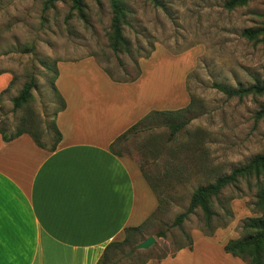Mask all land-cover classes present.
I'll use <instances>...</instances> for the list:
<instances>
[{"label": "rangeland", "instance_id": "rangeland-1", "mask_svg": "<svg viewBox=\"0 0 264 264\" xmlns=\"http://www.w3.org/2000/svg\"><path fill=\"white\" fill-rule=\"evenodd\" d=\"M120 1L125 9L124 45L113 51L109 0H82L80 11L72 9L70 0H56L47 8L44 0H0V72L13 77L0 98V126L8 133L20 127L36 130L50 144L60 106L53 88L59 62L75 61L71 70L91 73L95 80L96 71H108L112 81L123 83L135 81L144 70L156 85L152 89L158 105L180 101L176 94L183 88L189 110L179 116H153L117 148L137 164L160 208L149 212L146 219H151L134 238L140 243L152 236L154 244L134 253L133 246H123L113 260L157 264L187 248L189 236L187 249L193 248L194 256L188 264H234L237 259L250 264V258L226 253L224 245L243 238L245 218L257 216L253 177L237 179L211 199L209 222L199 208L180 226L174 221L186 211L197 187L264 152V116L256 115L264 107V95L228 98L213 88L264 83V38L247 40L241 34L264 25V0H249L231 10L223 6L228 0H158V7L148 0ZM82 60L88 62L78 64ZM31 79L30 100L14 110L11 100ZM177 122L185 125L170 137L167 124ZM151 202V196L145 199L146 211ZM202 237L215 247L223 244L221 252L213 248L212 258L206 259Z\"/></svg>", "mask_w": 264, "mask_h": 264}, {"label": "crops", "instance_id": "crops-1", "mask_svg": "<svg viewBox=\"0 0 264 264\" xmlns=\"http://www.w3.org/2000/svg\"><path fill=\"white\" fill-rule=\"evenodd\" d=\"M74 64L57 65L55 87L64 108L55 116L61 139L54 151L27 134L10 141L0 135V264H96L108 243L122 240L126 227L140 225L158 206L137 164L114 155L110 144L151 111L186 107L188 95L182 88L180 101L158 105L144 70L123 83L101 70L95 80L71 70ZM12 79L0 72V97ZM199 241L205 242L206 259L213 248L221 252L223 244ZM192 249L157 264H188Z\"/></svg>", "mask_w": 264, "mask_h": 264}, {"label": "trees", "instance_id": "trees-1", "mask_svg": "<svg viewBox=\"0 0 264 264\" xmlns=\"http://www.w3.org/2000/svg\"><path fill=\"white\" fill-rule=\"evenodd\" d=\"M54 1L56 0H44V7H50L53 5ZM72 9L80 11L82 8V0H70ZM150 1L153 6L158 7L159 2L158 0H148ZM249 0H228L224 3V8L227 10H231L242 5H245ZM110 8H111V25H110V35H109V42L110 47L113 51H118L119 47L124 45V38L122 37V25L125 21V9L120 0H109ZM242 36L247 40H254L255 38L261 36L264 38V25L257 28H248L242 31ZM56 70V68H55ZM108 73V71H105ZM57 77V70L54 74V82ZM134 81V80H131ZM116 82V81H115ZM120 82V81H117ZM12 82L9 84L8 88L11 86ZM6 90L3 91L5 93ZM54 91L56 92L59 100L60 106L56 110L55 115L64 108V101L62 97L56 90L55 85L53 84ZM213 88L224 94L228 98L236 97V98H243L245 96H262L264 95V83H254L252 85L246 87H236L230 88L227 86L213 84ZM33 89V81L32 79L25 83L20 90V92L11 100L13 109L16 110L23 105H25L31 98V90ZM2 93V94H3ZM1 98V97H0ZM189 104L181 109L177 110H165V111H151L147 115H145L142 119L128 128L124 133L119 135L111 144H110V151L117 156H121L117 148L119 144L124 141L129 135H135L139 132V128L146 123V121L153 116L156 115H170V116H179L182 115L184 112L189 110ZM257 117L264 116V107L257 112ZM184 122H177V123H168L167 127L170 131L169 136L173 137L180 129L184 127ZM53 128V138L50 140V144L47 145L45 142L42 141L40 138V134L36 130H26L22 127L18 128L17 130L8 133L2 126H0V135L3 141H10L22 134L29 135L33 142L40 148L45 149L47 151H54L58 142L61 139V135L59 130L55 125V117L52 124ZM243 177H253L256 181V201L254 203V212L256 214L255 217H247L244 220L242 225V230L245 233L243 238H239L236 240L228 241L224 245V251L226 253L231 254L232 256L247 259L250 258V264H262L261 261V254L264 250V152L261 154L256 155L251 160H249L245 165L237 167L233 169L228 175H224L218 179H216L213 183L202 185L197 187L189 200L188 207L185 212L180 213L177 215L174 221L175 226H180L183 220L191 214L194 209L199 208L204 216L206 222H209L213 213L210 207V201L213 197L217 196L219 192L227 185H230L237 181L239 178ZM145 178V176H144ZM149 184V183H148ZM151 187V184H149ZM152 188V187H151ZM154 191V189L152 188ZM159 203V201H158ZM157 211L159 210V205L157 207ZM151 218L149 217L146 219L145 222L136 226V227H126L124 229V238L121 241H114L108 243L101 256L97 260L96 264H117V261L113 260L114 256L113 253L123 247V246H133L131 253L136 252L135 246L138 244L135 241V236L138 235L144 226L148 223ZM187 248H190L191 241L189 236ZM186 248L180 247L178 250ZM177 251V250H176ZM174 254V253H173ZM172 254V255H173ZM171 255V256H172ZM146 264V260L142 263Z\"/></svg>", "mask_w": 264, "mask_h": 264}, {"label": "water", "instance_id": "water-1", "mask_svg": "<svg viewBox=\"0 0 264 264\" xmlns=\"http://www.w3.org/2000/svg\"><path fill=\"white\" fill-rule=\"evenodd\" d=\"M154 242H155L154 237L149 236L146 239H144L142 242L138 243L136 245V249H138V250L147 249L148 247L153 245Z\"/></svg>", "mask_w": 264, "mask_h": 264}]
</instances>
